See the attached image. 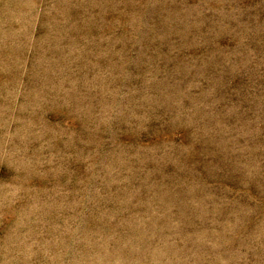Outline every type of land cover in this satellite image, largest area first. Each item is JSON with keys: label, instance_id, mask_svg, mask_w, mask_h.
Here are the masks:
<instances>
[{"label": "rangeland", "instance_id": "obj_1", "mask_svg": "<svg viewBox=\"0 0 264 264\" xmlns=\"http://www.w3.org/2000/svg\"><path fill=\"white\" fill-rule=\"evenodd\" d=\"M0 264H264V0H0Z\"/></svg>", "mask_w": 264, "mask_h": 264}]
</instances>
